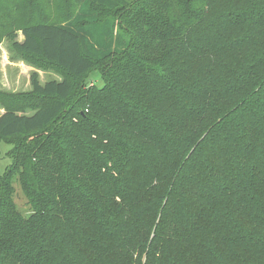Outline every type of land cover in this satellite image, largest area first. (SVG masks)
<instances>
[{
	"label": "trees",
	"instance_id": "trees-1",
	"mask_svg": "<svg viewBox=\"0 0 264 264\" xmlns=\"http://www.w3.org/2000/svg\"><path fill=\"white\" fill-rule=\"evenodd\" d=\"M63 1H0L62 76L0 93V264H264V0Z\"/></svg>",
	"mask_w": 264,
	"mask_h": 264
},
{
	"label": "rangeland",
	"instance_id": "rangeland-1",
	"mask_svg": "<svg viewBox=\"0 0 264 264\" xmlns=\"http://www.w3.org/2000/svg\"><path fill=\"white\" fill-rule=\"evenodd\" d=\"M1 1V0H0ZM47 4L50 5L48 12L52 14L56 12L57 8L64 12L68 6L63 0H47ZM58 4V7H57ZM21 36L18 33L16 40H21ZM35 73L37 75L40 84H43L50 80L60 81L62 76L54 68H50L28 56H24L18 53L12 45V39H3L0 43V93L21 95L24 98L25 94L31 90L30 76ZM87 85H95L97 87L102 86V80L97 70L91 71L87 76ZM1 97V95H0ZM15 101L17 99H14ZM3 112V108L0 105V114ZM16 142L15 138L0 141V173H3L12 165L11 151L13 144ZM14 203L17 211L24 217L30 215V209L27 206L26 199L19 188L18 184H14Z\"/></svg>",
	"mask_w": 264,
	"mask_h": 264
}]
</instances>
